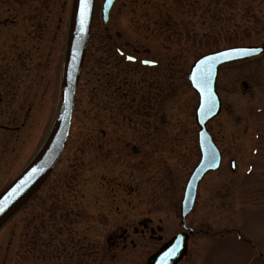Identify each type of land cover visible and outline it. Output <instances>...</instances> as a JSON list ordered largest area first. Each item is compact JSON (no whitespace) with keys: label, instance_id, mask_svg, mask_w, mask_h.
Masks as SVG:
<instances>
[{"label":"rangeland","instance_id":"374dc122","mask_svg":"<svg viewBox=\"0 0 264 264\" xmlns=\"http://www.w3.org/2000/svg\"><path fill=\"white\" fill-rule=\"evenodd\" d=\"M101 2L67 144L0 228V264H145L181 229L180 202L200 157L192 62L264 41V0H118L107 22ZM71 7L72 0H0V123L24 124L19 135H1L0 191L55 123ZM114 45L161 66L128 65ZM216 90L221 112L207 128L221 167L201 182L189 217L208 236L193 237L178 264H264V53L222 65ZM131 97L148 121L124 118Z\"/></svg>","mask_w":264,"mask_h":264},{"label":"water","instance_id":"95a60500","mask_svg":"<svg viewBox=\"0 0 264 264\" xmlns=\"http://www.w3.org/2000/svg\"><path fill=\"white\" fill-rule=\"evenodd\" d=\"M114 1L115 0H113V3ZM113 3L109 5L108 0H103L100 11L103 22H107L109 11ZM94 6L95 0H92V4L84 18V31L82 32L81 6L79 0H72L65 44L58 114L41 149L25 168L0 192V207L3 208V210L0 211V228L43 184L58 163L66 146L73 118L76 89L91 30ZM113 48L118 57L126 64L150 69L161 66V62L158 60L127 52L118 45H114ZM234 49H246L249 50V54L239 55L237 52L233 51ZM253 49H256L257 51H251ZM263 52L264 41L257 45L249 44L225 47L202 54L192 62L189 68L188 81L198 97L194 119L198 126L197 143L200 157L188 176L180 204V219L185 229H188L185 225V218L193 208L198 184L207 172L215 171L221 165V152L214 143L207 129L208 121L216 117L221 110V100L216 90L219 68L227 63L247 60L259 56ZM224 54H227L232 58L225 59ZM129 57H132V59H129ZM209 57H215V59L208 60L207 58ZM201 61H206V63L201 64ZM209 71L211 72L210 79L207 81V84H205V90L202 91L201 88L197 87V82L203 84L204 82L200 79L201 72ZM213 98L215 107L212 108L213 114H209V107L213 103ZM230 165L231 168L234 169L235 161L231 160ZM34 170L39 171L18 194L9 199V196L13 193L14 189L25 181ZM188 231L190 232L191 228L188 229ZM178 242L181 246L177 255L169 257L167 261L164 262V264H176L185 251V233L183 232L174 235L169 241L164 243L157 251L147 258L145 264H162V257H164L165 253L173 248Z\"/></svg>","mask_w":264,"mask_h":264},{"label":"flooded vegetation","instance_id":"af4514ba","mask_svg":"<svg viewBox=\"0 0 264 264\" xmlns=\"http://www.w3.org/2000/svg\"><path fill=\"white\" fill-rule=\"evenodd\" d=\"M115 1H118V0H115ZM2 101H3V92L0 90V103ZM136 101H137L136 98H132V97L130 98L129 104H128L129 106L127 108L128 112H127V114L125 113V115H124V118H126V116H128L129 120L131 121V124H132V118H135L136 120H143V119L146 118L147 121L149 119V114H148L147 111L144 112V113H142V112L138 113V110H137V108L135 106V104L137 103ZM23 126H24V124H20V125H10V124L0 123V138H1L2 133H7L9 135H11V134L19 135V132H20V130H21V128ZM101 130H102L101 131V134L102 135H105V129H101ZM145 134L147 135V131L145 132ZM131 150L133 152H135L136 154H139L140 153V149H138L136 146H131ZM3 162H4V154H3V150L0 149V174L1 175L3 173V168H2ZM205 176L202 178V180L200 181V183L198 185V188H197V191H196L195 200H194L193 208H192L191 212L185 218V225H186V227H188V229L191 228V231L190 232L188 231V229H185L183 227V225L181 223L180 215H179V223H180L181 229L177 233H180V232L185 233V251L182 254V257L177 261L176 264H178L186 256H188L189 249H190V241H191V239L193 237H195V236H197L199 234H206V236H208V230L202 231V230L198 229L195 224L193 225L192 223H190V222H194V220L193 221H191V220L189 221V217H191V215L193 214V212L195 210V207H196V204H197V195H198V190L200 188V184L203 181V179L205 178ZM179 212H180V210H179ZM125 237L126 236L124 235V238ZM170 239H168V240H170ZM161 245H163V244H161Z\"/></svg>","mask_w":264,"mask_h":264},{"label":"snow or ice","instance_id":"6c2138e0","mask_svg":"<svg viewBox=\"0 0 264 264\" xmlns=\"http://www.w3.org/2000/svg\"><path fill=\"white\" fill-rule=\"evenodd\" d=\"M80 6H81V31H84V23L85 20L84 18L87 15V12L92 4V0H79ZM113 0H108V4H112ZM233 51L237 52L239 55H248L249 54V50L246 49H234ZM251 51H257L256 49H253ZM224 58L225 59H231L232 57L228 56L227 54H224ZM129 59H132V57H129ZM208 60H214L215 57H209L207 58ZM206 61H201V64H205ZM211 76V72H201V77L200 79L204 82L203 84L200 82H197V87L201 88L202 91L205 90V84H207V81L210 79ZM215 107V103H214V98H213V103L210 105L209 107V114H213L212 113V108ZM39 170H34L32 174H30V176L23 181L20 185L17 186L16 189H14L13 193L10 194L9 199L13 198L16 194H18L32 179L33 176L36 175V173ZM3 208L0 207V211H2ZM180 243L178 242L173 248H171L167 253H165V256L162 257V264H164L165 261H167V259L169 257L175 256L178 253V250L180 248Z\"/></svg>","mask_w":264,"mask_h":264},{"label":"trees","instance_id":"16d2710c","mask_svg":"<svg viewBox=\"0 0 264 264\" xmlns=\"http://www.w3.org/2000/svg\"><path fill=\"white\" fill-rule=\"evenodd\" d=\"M255 17V16H254ZM210 26H213V25H210ZM216 26L214 25V29L216 30V28H215ZM212 28V27H211ZM210 28V29H211ZM208 33V32H207ZM205 36H207V35H205ZM87 62V60H86V58H85V61H84V63H86Z\"/></svg>","mask_w":264,"mask_h":264}]
</instances>
